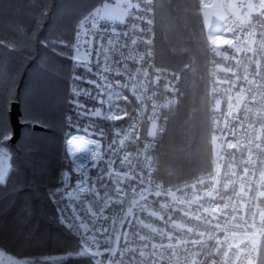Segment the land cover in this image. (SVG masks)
<instances>
[{"label": "clouds", "instance_id": "1", "mask_svg": "<svg viewBox=\"0 0 264 264\" xmlns=\"http://www.w3.org/2000/svg\"><path fill=\"white\" fill-rule=\"evenodd\" d=\"M216 3L125 5L120 24L134 22L149 46L143 71L125 64L126 75L116 72L128 80L124 100L135 110L103 115L109 124L90 142L92 183L81 189L96 206L88 203L89 218L78 216L75 226L60 221L80 233L76 254L88 264H264V0L254 10L239 0L246 22L227 8L216 16ZM105 7L79 26L104 19ZM208 19L221 30L213 33ZM157 33L172 58L167 66L152 64ZM218 36L233 43L217 48ZM149 68L152 83L166 81L162 99L137 83Z\"/></svg>", "mask_w": 264, "mask_h": 264}, {"label": "trees", "instance_id": "2", "mask_svg": "<svg viewBox=\"0 0 264 264\" xmlns=\"http://www.w3.org/2000/svg\"><path fill=\"white\" fill-rule=\"evenodd\" d=\"M112 1L0 0V117L6 122V108L14 101L20 104V120L29 122L22 124L17 148L10 141L4 145L9 171L0 184V250L21 261L88 264L76 254L79 241L58 224L51 195L60 172L71 170L66 139L78 123L74 86L89 88L84 82L87 72L74 61L79 21L94 7ZM151 47L157 67L171 62L159 33ZM192 49L199 52L195 40ZM92 97V92L82 91L80 105L96 106ZM108 124L99 119L96 130ZM108 131L110 139L111 128Z\"/></svg>", "mask_w": 264, "mask_h": 264}, {"label": "built area", "instance_id": "3", "mask_svg": "<svg viewBox=\"0 0 264 264\" xmlns=\"http://www.w3.org/2000/svg\"><path fill=\"white\" fill-rule=\"evenodd\" d=\"M128 2L129 0L122 5L123 12L125 11V5ZM94 23L96 24V27H93L92 25V28H90V37L92 38V43L94 42L93 44L96 52L94 71L99 78L106 82H110L112 79L121 80V84L123 85L124 83H127L128 80L125 79L124 75L117 76L116 72L119 71L125 73V64L133 70L139 67L141 71H143L144 67H147V64L140 60V56L149 50V46L143 42L145 34L138 31L134 22L129 21L127 26H124L120 24L119 18H107ZM140 27H144V25L141 23ZM220 30L221 26H218L212 32L215 33ZM81 40L86 42V39L83 36L81 37ZM134 40L136 41L135 43H133ZM152 64L156 66L153 58ZM105 68L109 69V71L105 72ZM148 71L149 76L147 78L137 74V83L146 86L150 92H155L157 97L162 99L163 96L166 95L164 90V84L166 81L162 76L159 83H152V79L156 73L154 68H149ZM130 78L131 77H129V79ZM123 90L124 93L128 95L125 87H123ZM81 93V87L75 85L74 116L78 123L76 129L70 133L66 139L67 150L71 161V170H63L60 172L58 185L51 195V200L57 211L58 224L69 231L79 243L81 239L80 233L75 232L72 228L66 227L60 221L63 220L68 224L75 226L78 224V216L84 220L89 218L90 214L87 209L88 203H92L94 207L96 206L94 198L90 192L76 191V185L78 183H80L82 187H90L92 183L91 176L94 175L95 172V170L92 169V157L96 152V148L90 142L96 138L94 129L97 127V118L93 115L92 110L80 105ZM149 111H151L150 107ZM137 123L142 126L143 122L138 120ZM69 137H74V139L71 140V144L69 143ZM73 153H75L74 157ZM76 162L84 166L82 170L83 173H85L84 175L75 171ZM65 173L68 174L67 184L65 183ZM58 189L60 191H57ZM69 193H73V195H69ZM82 231L83 230H81V233Z\"/></svg>", "mask_w": 264, "mask_h": 264}, {"label": "rangeland", "instance_id": "4", "mask_svg": "<svg viewBox=\"0 0 264 264\" xmlns=\"http://www.w3.org/2000/svg\"><path fill=\"white\" fill-rule=\"evenodd\" d=\"M125 2H127V0H113L112 2H108L107 4L111 5V8L118 7L121 14H123L124 12L122 10V5ZM107 18L108 17L105 16L104 19ZM102 20H103L102 18H97V19L89 18L88 22L85 23V27L83 29L79 27L78 42L76 46H78L82 52L85 50V48H87L89 53V58L87 60H84L83 58H81L80 60H76L74 58V61L76 62L77 66L81 69L83 68L87 72L86 73L87 77L84 79V82L89 84V88L86 87L88 91H86L87 90L86 88H84L85 91L84 89L82 91L84 95L87 94L88 92L93 93L92 99L96 101L97 105L87 108L93 111V115L97 111H99L102 114L101 116L94 115L96 116L97 120L103 119L102 118L103 115H107L110 112L119 111L121 107H126L128 109V105H130L128 101L124 100L126 94L124 93L122 84H117L116 83L117 80L115 79L111 80L110 82H106L101 78H99L94 71L96 52H95L94 44L92 43V38L90 37L91 36L90 28H92L94 22L96 21L98 22ZM206 23L211 25V31L215 30L218 26H220L218 22L213 23L211 19H208ZM81 33L84 34L83 37L86 39V42H83L82 40L79 39V36L82 37ZM75 54L76 53H74V57ZM129 99L131 100L130 97ZM134 107H133V111H134ZM94 133L97 134L98 131L94 129ZM3 167L6 168V170L7 168L9 169L8 158L4 160Z\"/></svg>", "mask_w": 264, "mask_h": 264}, {"label": "snow or ice", "instance_id": "5", "mask_svg": "<svg viewBox=\"0 0 264 264\" xmlns=\"http://www.w3.org/2000/svg\"><path fill=\"white\" fill-rule=\"evenodd\" d=\"M239 0H217V3L214 5L215 12L214 14L218 17L224 18L226 16V8L227 10L231 11L234 16H236L241 22H246L245 16L241 13L240 8L238 6ZM247 6L250 10H254L256 7L255 0H247ZM103 14L107 16L110 19L119 18L122 19L123 14H121L119 8H111V7H105ZM208 15V14H206ZM250 15V13H249ZM94 24V23H93ZM85 24L80 25V28H84ZM81 36H84L83 33H81ZM212 44L215 45L217 48L223 46V45H231L233 43L232 40L226 39L223 36H218L215 39H213ZM94 43V42H93ZM75 47V59L80 60L83 58L84 60H87L89 58L88 49L85 48V50L82 52L78 46ZM14 101L11 102L7 108V120H5L0 117V184H5L6 176H7V170L3 167V162L8 157V153L4 151L5 147L4 145L12 140L15 136L19 135V126L15 125V117L16 115H19V113H16L14 108ZM99 115V114H98ZM21 124H28L29 122L20 120ZM32 127H40L38 124H32ZM15 128V130H13ZM70 144L72 141L69 142ZM33 150H29L26 155L31 154ZM75 156V153H73V157ZM84 166L82 164H79L78 162L75 163V171L80 172L82 175ZM65 183H68V174L65 173ZM25 185L22 184V188H24ZM18 189L19 190H22ZM83 187L80 183L76 185V191L78 192H85L87 189H84L82 191ZM57 191H60L59 189ZM69 195H73V193H69ZM0 264H2V261H0ZM9 264H18V262L15 261H9Z\"/></svg>", "mask_w": 264, "mask_h": 264}, {"label": "water", "instance_id": "6", "mask_svg": "<svg viewBox=\"0 0 264 264\" xmlns=\"http://www.w3.org/2000/svg\"><path fill=\"white\" fill-rule=\"evenodd\" d=\"M14 103H15L14 104L15 111L16 113H19V115H16L15 117V125L19 126V135L15 136L12 140H10V143L13 148H17V141L21 134L22 124L20 123V117H21L20 104L18 102H14ZM34 129L37 130L39 129V127H34ZM13 130H15V128Z\"/></svg>", "mask_w": 264, "mask_h": 264}, {"label": "crops", "instance_id": "7", "mask_svg": "<svg viewBox=\"0 0 264 264\" xmlns=\"http://www.w3.org/2000/svg\"><path fill=\"white\" fill-rule=\"evenodd\" d=\"M8 171H9V169L7 168V175H8ZM6 178H7V176H6ZM0 261H2V264H9V261H15V262H18V264H35V263H29V262L21 261L15 257L3 252V251H1V250H0Z\"/></svg>", "mask_w": 264, "mask_h": 264}]
</instances>
